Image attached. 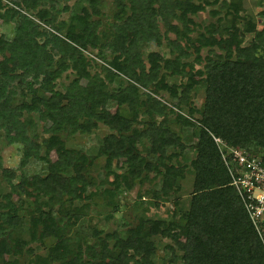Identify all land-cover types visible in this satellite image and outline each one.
<instances>
[{"label":"trees","instance_id":"1","mask_svg":"<svg viewBox=\"0 0 264 264\" xmlns=\"http://www.w3.org/2000/svg\"><path fill=\"white\" fill-rule=\"evenodd\" d=\"M6 1L12 6L0 0V20L13 30L11 37L0 34V136L20 145V166L41 164L29 183L13 182V171L0 166V187L8 186L0 195V264H16L23 253L27 264H156L155 235L167 240V264H264V248L210 136L253 153L264 149V22L257 27L241 13L242 0H112L107 13L101 0H77L63 30L55 0ZM205 6H215L208 11L214 21L193 36V16ZM257 14L264 21V3ZM246 34L251 36L244 42ZM152 44H163L168 55L150 50L144 61L142 50ZM91 49L104 62L102 74L89 71ZM193 62L201 66L199 79L193 78ZM65 71L72 77L56 89L54 81ZM120 76L126 82L109 89ZM167 76L180 82L169 83ZM197 86L203 90L199 108L189 101ZM160 92L176 100L175 109L156 97ZM33 114L49 123L39 141L29 133ZM99 125L108 132L94 154L65 145L61 137L88 134ZM186 126L196 128L187 207L168 220L139 216L131 225L121 222L123 237L92 225V197L109 209L108 219L118 210L121 183L150 184L137 197L155 206L178 189L186 166L172 149L182 145ZM95 156L103 158L99 180L90 173ZM12 194L30 201L22 208L23 199L15 203ZM83 217L86 232L76 228Z\"/></svg>","mask_w":264,"mask_h":264},{"label":"rangeland","instance_id":"2","mask_svg":"<svg viewBox=\"0 0 264 264\" xmlns=\"http://www.w3.org/2000/svg\"><path fill=\"white\" fill-rule=\"evenodd\" d=\"M77 0H55L54 1V8L55 11H57V22L61 21L62 26L61 28L64 30L66 27V23L69 16V9H72L75 5ZM111 1L112 0H101L103 4L102 10L107 13L110 10L111 7ZM3 3L6 4V6H12L11 3L7 2L6 0H3ZM264 3V0H242V6H243V12L245 15H248L252 21L256 23L257 27H260L263 24V18L259 17L257 14V11L261 9V4ZM45 8H48V4L44 5ZM65 7V8H64ZM215 6H205L204 10L201 12H198L196 15L193 16V20L197 23V26L194 29V32H192V35H195L196 30H200L201 26L208 23L213 22L214 18L209 15L208 11ZM12 24H4L0 20V34H4L7 37H11L12 35ZM171 35V34H170ZM172 36V35H171ZM251 34H246L244 36V42L248 41ZM154 50L158 51L163 56H167L168 52L165 46L162 44L160 46L156 45H150L147 49L142 50V58L145 61V55L146 52ZM97 49H91L88 50L86 56L90 59V65H89V71L90 73L93 72H102V65H104V62L102 58L97 56ZM202 55L205 53V49H202L201 51ZM104 57L106 59L110 58V55L107 52H104ZM191 59V56L189 57V60ZM145 65H147L145 63ZM102 74V73H101ZM192 75L194 79H199L202 77L201 72V66L200 64H195L193 62V69H192ZM72 74L69 71L63 72L59 78H57L55 83L56 89H62L68 81L71 79ZM120 79L116 78L113 79L110 83H108L109 89H114L118 87L119 85H123L126 80L124 77L120 76ZM167 82L169 83H179L180 78L178 76H167L166 77ZM183 81V80H181ZM140 91H144L143 89H140ZM160 96H157L158 98H161V100H165L167 105L171 108V103L176 101L175 99H171L167 93L160 92ZM20 95L16 94L14 96V99L17 101L19 100ZM190 103L194 107H201L202 105V98H203V90L201 87L197 86V89L195 92L190 93ZM113 105L110 107V111L113 109ZM181 113L183 115H187L186 107L181 105ZM175 109V108H173ZM195 118L198 117L196 113L193 114ZM34 117V126L31 128L29 133H34L37 136V140L39 141L42 137H46L48 133L42 131V127H48V122H42L39 121L36 114H33ZM140 117V115L138 116ZM169 117H172V115H169ZM141 118V117H140ZM138 125L142 126V123H140V120H138ZM170 127L174 129H178L177 125H174L171 123L169 125ZM183 132L181 133L182 139V145L177 146L173 148L172 150H175V158L177 161H179L181 164H184L186 166L185 168V174L183 179L178 180V189L170 194L166 199L161 201V203L158 206L153 205V200L150 198L145 197L143 200L139 199L137 196L141 193H143L144 189H147V187L150 186V184H143V186L139 187L137 185L132 186L131 188H126L123 183H121L120 187L122 189L121 194L119 195V206L118 210L114 212V214L108 218L105 219L104 216L108 213L109 209L104 207L101 204V199L98 196L92 197V201H90L89 209L87 211V217L91 219V224L97 226L98 229H101L103 233L110 232L112 230L117 231L118 235L120 237L124 236V227L120 225L121 222H126L127 224H133L135 223V220L139 216L148 217V218H156V219H164L168 220L170 218L171 212L176 209H184L187 207L188 204V198L189 193L191 190V183L193 180V174L188 166L189 160L193 157V151L191 148L192 144L194 142V137L196 134V128H193L192 126H186L182 127ZM108 132V129L105 128L102 125H99L95 130L88 134H73V135H66L61 134V137L64 139L65 145L69 147H74L81 149L85 153H91L94 154L98 145L100 144L101 137ZM20 145L19 144H8L5 142L3 137L0 136V166L4 168H8L13 171V182H17L19 179H21V182L23 183H29L30 179L33 177V175L38 170V165L41 164L39 161L30 160L28 163L24 165H19V159H20ZM49 159H54V154L50 153ZM103 158L100 156H95V158L92 160V166L90 168V173L95 177L96 180H99L103 177ZM112 170L116 171L117 173H120L123 168L117 169L114 165H112ZM111 179V177H109ZM103 187H109L108 184H103ZM29 190V189H28ZM8 191V186L1 182L0 187V195ZM12 201L15 203H20L22 201V208L26 207V204L28 201H30V198L26 196H17L16 194L11 195ZM74 205L76 202H73ZM22 211V210H21ZM20 211V212H21ZM180 212V210H177ZM86 217H83L80 219V223L77 224L76 228L77 230L81 232H86L85 228L83 227L86 224ZM23 237L27 239L28 235L26 232L22 233ZM91 238H86V240H90ZM151 241L154 243V246L156 248V255H155V263L156 264H167L165 259H163V245L167 242L166 239L160 238L158 235L150 237ZM49 242V241H48ZM113 243L112 240H109L107 242L108 246H111ZM29 246L34 247L35 243L30 242ZM42 248L35 249V252H42ZM5 259H12L11 256H6ZM16 259V264H27V260L29 257L26 254L19 255Z\"/></svg>","mask_w":264,"mask_h":264},{"label":"built area","instance_id":"3","mask_svg":"<svg viewBox=\"0 0 264 264\" xmlns=\"http://www.w3.org/2000/svg\"><path fill=\"white\" fill-rule=\"evenodd\" d=\"M220 160L257 238L264 248V149L253 153L210 134Z\"/></svg>","mask_w":264,"mask_h":264}]
</instances>
